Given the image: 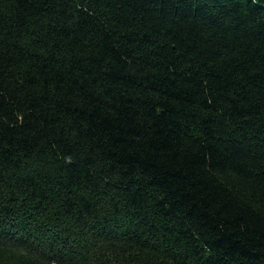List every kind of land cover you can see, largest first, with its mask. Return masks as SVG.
<instances>
[{"label":"trees","instance_id":"1","mask_svg":"<svg viewBox=\"0 0 264 264\" xmlns=\"http://www.w3.org/2000/svg\"><path fill=\"white\" fill-rule=\"evenodd\" d=\"M0 264H264V0H0Z\"/></svg>","mask_w":264,"mask_h":264}]
</instances>
